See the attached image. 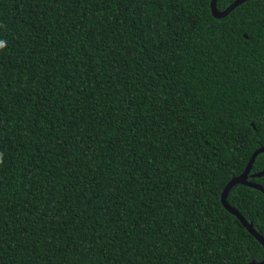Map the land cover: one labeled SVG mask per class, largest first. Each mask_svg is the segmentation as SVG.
<instances>
[{
    "label": "trees",
    "instance_id": "trees-1",
    "mask_svg": "<svg viewBox=\"0 0 264 264\" xmlns=\"http://www.w3.org/2000/svg\"><path fill=\"white\" fill-rule=\"evenodd\" d=\"M210 1L0 0V264L263 260L221 193L264 147V0Z\"/></svg>",
    "mask_w": 264,
    "mask_h": 264
},
{
    "label": "water",
    "instance_id": "water-1",
    "mask_svg": "<svg viewBox=\"0 0 264 264\" xmlns=\"http://www.w3.org/2000/svg\"><path fill=\"white\" fill-rule=\"evenodd\" d=\"M249 1V0H235L233 3H231L225 10L223 11H218L216 8V2L217 0H211L210 1V10H211V14L214 18L220 19L224 16H226L227 14H229L232 10H234L237 6H239L240 4ZM260 153H264V147H259L250 157L245 169L243 170V172L241 174H239L238 176H235L233 178H231L225 188L223 189L222 193H221V203L222 206L232 215L236 216V218L240 221V223L243 225V227L249 232L250 235H252L263 247L264 249V238L253 228V225L251 223H249L248 221L245 220V218L234 208H232L231 206L228 205L226 198L227 195L230 191V189L237 185V184H241L250 188H254L260 192H262L264 194V187L252 182L249 180V173L252 169L253 163L256 159V157L260 154ZM264 176V169L262 171H259L255 174H252L251 177L252 178H259ZM249 264H264V258L262 261L260 262H255L252 261Z\"/></svg>",
    "mask_w": 264,
    "mask_h": 264
},
{
    "label": "clouds",
    "instance_id": "clouds-1",
    "mask_svg": "<svg viewBox=\"0 0 264 264\" xmlns=\"http://www.w3.org/2000/svg\"><path fill=\"white\" fill-rule=\"evenodd\" d=\"M0 46H3V42H0Z\"/></svg>",
    "mask_w": 264,
    "mask_h": 264
}]
</instances>
